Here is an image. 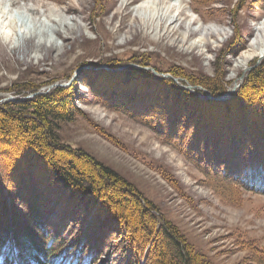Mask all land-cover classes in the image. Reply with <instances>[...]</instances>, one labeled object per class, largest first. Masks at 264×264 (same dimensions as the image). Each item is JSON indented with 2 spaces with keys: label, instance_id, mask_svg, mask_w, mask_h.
Listing matches in <instances>:
<instances>
[{
  "label": "rangeland",
  "instance_id": "1",
  "mask_svg": "<svg viewBox=\"0 0 264 264\" xmlns=\"http://www.w3.org/2000/svg\"><path fill=\"white\" fill-rule=\"evenodd\" d=\"M124 1L100 0L99 5L107 7L101 17L98 4L92 15V0H0V10L13 15L23 12L33 20L27 23L30 27L40 21L45 29V35L31 36L29 26L14 31L4 28L0 19V105L9 95L32 98L30 95L37 91L20 98L15 93L39 84L42 93L70 88L75 112L72 120L56 123L55 134L61 144L84 151L127 181L143 205L150 203L157 224L168 223L200 264H264V193L206 175L208 166L196 163L198 155L216 147L241 151L247 142L260 143L264 138V89L253 94L248 87L237 94L264 56L254 55L244 68H232L257 35L255 29L264 19V0H184L183 10L167 13L165 25L176 15L178 20L173 24L175 34L166 37L141 23L136 3L127 6ZM69 6L75 10L67 11ZM26 7L37 9L28 12ZM64 23L74 27L73 31L66 32ZM52 27L68 33L69 39L59 38ZM53 41L61 48L52 49ZM192 42L195 45L190 46ZM132 70L147 71L148 76H143L168 79L180 87L190 85L194 89L186 90L197 98L210 99L211 92L203 85L210 80L216 89H225L221 95L231 91L225 99L233 95V100L228 106L204 105L191 97L175 96L164 84L153 83L147 89L148 78L133 75ZM107 78L113 84H107ZM48 86L52 87L46 89ZM104 102L119 105L122 110ZM216 129L222 137L214 134ZM199 131L200 137L196 136ZM232 132L236 138L244 137V142H232ZM226 136L230 140H225ZM32 170L27 179L30 182L26 181L46 194L48 208L52 209L45 218L50 230L61 234L65 226L59 223L53 208L58 204L52 200L60 184L51 178L45 165ZM10 177L5 176L7 181ZM26 191L24 184L16 181L13 185V212L20 221L25 219L22 196ZM62 199L65 212L79 214L80 218L70 225L65 223L68 227L63 236L68 241L75 236L74 231L88 224L104 229L107 235L100 256L96 254L99 260L93 264H131L137 260L128 238L124 239L116 227L118 221L107 220L101 204L76 197L68 200L65 195ZM126 205L133 211L129 202ZM139 254L135 264H142L146 250Z\"/></svg>",
  "mask_w": 264,
  "mask_h": 264
},
{
  "label": "trees",
  "instance_id": "2",
  "mask_svg": "<svg viewBox=\"0 0 264 264\" xmlns=\"http://www.w3.org/2000/svg\"><path fill=\"white\" fill-rule=\"evenodd\" d=\"M132 73L148 78L147 89L153 83L164 84V87L174 91L175 96L191 97L204 105L228 106L233 100V95L225 100L214 101L206 97L197 98L195 94L168 79L151 74L147 77L148 72L144 70H132ZM145 74L147 76H143ZM209 82L211 81L206 80L207 84H202L214 97L224 93L225 89H216L214 83ZM107 84H113L112 79L107 78ZM40 86L39 84L15 94L20 98L27 92L38 91ZM248 87L253 94L256 93L255 90L264 89V61L251 70L237 94L249 90ZM68 89L70 88H54L25 101L9 100L0 105V264H93L99 260L96 254L100 256L99 251L107 237L104 229H96L88 224L74 231L75 236L69 241L63 236L68 225L72 224L71 221L80 219L79 214L65 212L63 195L68 200L76 197L95 205L101 204L104 217L118 221L116 227L124 235V239L128 238L132 251L137 254L136 261L139 252L146 250L142 264H200L195 255L187 252L184 241L176 236L168 223L157 224L159 220L150 212V203L143 205L138 192L127 181L84 151L74 150L59 142L55 134L56 123L72 120L75 112V96H70ZM110 105L116 110H122L119 105ZM253 117L260 119L259 116ZM176 124L180 126V122ZM217 130L214 134L222 137ZM200 133L201 131L196 136L200 137ZM232 134V142L235 139L241 142L244 140V137L236 138V134ZM214 140V144H217L218 138ZM225 140L230 138L226 136ZM259 141L247 142L248 146H244L241 151L232 148L233 153L228 147H216L210 153L206 151L203 156L198 155L196 163L208 166L206 175H216L220 180L231 182L242 189L264 193V138L261 139L262 142ZM4 153H8L6 157H2ZM204 159L206 161L203 162ZM42 165L46 166L51 178L60 184L52 200L58 204L53 208L59 215V223L65 226L61 234L50 230L45 218V213L52 209L48 208L46 194L41 193V190L37 192V187L34 189L28 183L30 180H27L32 175V169ZM211 165L220 167L214 169ZM4 171L13 177H10V181L5 178ZM15 180L27 187L22 196L27 209L23 221L15 217L13 212ZM127 202L131 204L133 211L129 210ZM53 221L58 223L55 219ZM133 261L131 264H135L136 261Z\"/></svg>",
  "mask_w": 264,
  "mask_h": 264
},
{
  "label": "bare ground",
  "instance_id": "3",
  "mask_svg": "<svg viewBox=\"0 0 264 264\" xmlns=\"http://www.w3.org/2000/svg\"><path fill=\"white\" fill-rule=\"evenodd\" d=\"M58 1H61V0H58ZM99 1L100 0H92L93 3H92V7H91L92 8L91 13H93L92 15L95 14V9L97 8V4H98V7L101 6V8L99 7L100 8L99 13L101 14V17H103L102 15H105L107 12V7L104 3L102 5H99ZM169 2H170V0H125L123 4L128 6V5H133L134 3H136V5H135L136 6V13H138L140 15L139 18H138V16L136 18L140 19L142 21L141 23H143L147 28H150L151 31H156V33L159 34L160 36L166 37V36H173L175 34V29H174L173 24L176 23V21L178 20L177 15H176V18L173 21H171L165 25L164 22H167V21H165V19H166V17H168L167 13L169 12V10H172V9L174 11H178V10L180 11V9L183 10L184 7H186L184 5V0H177L176 3H172V4H170ZM226 8L227 7H225V6L221 7V9L223 11L226 10ZM36 9L31 8V7H26V11H28V12L35 11ZM69 10H75V8H73L72 6H69L67 8V11H69ZM100 14H97V15H100ZM46 18H49V21L57 23V21L55 19H51L49 16H46ZM0 19H1V24L4 28H11L13 30L15 29L14 31H16V28H18L19 31H21L22 28H27L29 26V24H27L28 21H29V23L33 22V20L31 21V20L27 19V15H24L23 12L22 13L21 12L15 13L13 15V14H9L7 11H4V10H0ZM259 24L260 25H258V27L255 29L256 30L255 32L257 33V35L254 38L252 37V39H253L252 42L248 43V45L245 49L246 53L244 55L239 56V58L234 61V65L232 67L233 70H236L238 68H244L247 65V63L249 62L250 57H252L254 55L257 57L264 56V19H261ZM69 26L66 23H64V27L66 29V32H68V33L70 32V30L73 31V28H74V27L71 28ZM28 28H30L31 36L32 35H35V36L36 35H41V36L45 35V32H44L45 29L44 30L42 29V23L40 21L34 22L33 26L32 27L29 26ZM135 28L136 27H134V30H136ZM52 30L54 31V33L57 36H61L59 38H64L67 40L70 37L68 33L62 32L59 28L52 27ZM237 31H238V29H237ZM209 34L213 35L214 33L209 31ZM253 35H255V34H253ZM184 39L185 38H182V41ZM202 39H203L202 41L205 40V38H202ZM192 45H195V42H192L190 46H192ZM203 45H205V47H207V49H209L208 44L206 42H204ZM58 46H60V45H58ZM58 46L55 43V41H53L51 44L52 49H54L55 47L58 48ZM62 47H63V45H62ZM195 47H197V46H195ZM60 48H61V46H60ZM193 48H194V46H193ZM232 77H234V76H232Z\"/></svg>",
  "mask_w": 264,
  "mask_h": 264
},
{
  "label": "water",
  "instance_id": "4",
  "mask_svg": "<svg viewBox=\"0 0 264 264\" xmlns=\"http://www.w3.org/2000/svg\"><path fill=\"white\" fill-rule=\"evenodd\" d=\"M52 86H48L46 89H50ZM181 87H183V88H185V89H194V87H192V86H190V85H187V86H183V85H181ZM235 89L234 88H232V91H234ZM231 91H228V92H226L224 95H221V96H218V97H213V96H211V94L210 93H208V97L210 98V99H214V100H223V99H225L228 95H229V93H230ZM40 93H42V92H40V91H37L36 93H33V94H31L30 96H34L35 94H40ZM9 100H11V101H18V100H25V97H21L20 99H16V97H12V96H6L3 100H1V102H4V101H9Z\"/></svg>",
  "mask_w": 264,
  "mask_h": 264
}]
</instances>
